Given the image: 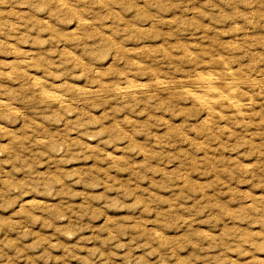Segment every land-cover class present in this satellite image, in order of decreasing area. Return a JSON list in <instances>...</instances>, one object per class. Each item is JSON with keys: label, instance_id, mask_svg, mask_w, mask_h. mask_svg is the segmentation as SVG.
<instances>
[{"label": "clouds", "instance_id": "9594fccd", "mask_svg": "<svg viewBox=\"0 0 264 264\" xmlns=\"http://www.w3.org/2000/svg\"><path fill=\"white\" fill-rule=\"evenodd\" d=\"M0 264H264V0H0Z\"/></svg>", "mask_w": 264, "mask_h": 264}]
</instances>
